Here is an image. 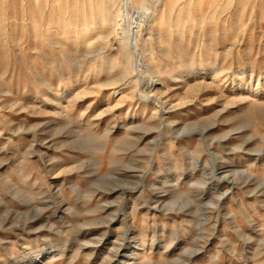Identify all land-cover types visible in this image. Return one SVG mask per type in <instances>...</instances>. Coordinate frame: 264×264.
<instances>
[{
    "label": "rangeland",
    "instance_id": "374dc122",
    "mask_svg": "<svg viewBox=\"0 0 264 264\" xmlns=\"http://www.w3.org/2000/svg\"><path fill=\"white\" fill-rule=\"evenodd\" d=\"M127 1L0 0V264H264V0Z\"/></svg>",
    "mask_w": 264,
    "mask_h": 264
},
{
    "label": "bare ground",
    "instance_id": "6f19581e",
    "mask_svg": "<svg viewBox=\"0 0 264 264\" xmlns=\"http://www.w3.org/2000/svg\"><path fill=\"white\" fill-rule=\"evenodd\" d=\"M126 6H127V8H130V0L127 1V5H126ZM153 87H154V83H152V84L150 85V89H152ZM150 89H149V90H150ZM151 91H152V90H151ZM150 93H151V92H150ZM151 96H152V95H151ZM150 99H151V98H150ZM148 101H149V100H148ZM161 105H162V104H161ZM163 105H164V104H163ZM164 106H165V105H164Z\"/></svg>",
    "mask_w": 264,
    "mask_h": 264
}]
</instances>
